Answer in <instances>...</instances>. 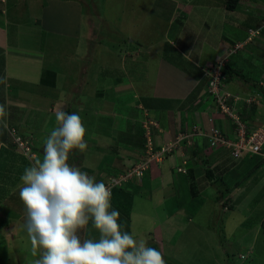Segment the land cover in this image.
<instances>
[{
  "label": "rangeland",
  "instance_id": "1",
  "mask_svg": "<svg viewBox=\"0 0 264 264\" xmlns=\"http://www.w3.org/2000/svg\"><path fill=\"white\" fill-rule=\"evenodd\" d=\"M43 1L45 0H29L31 3L35 2V5L24 17L26 24H21L27 30L24 39L28 41L33 37L36 44L41 39L40 29L29 26L32 22L26 19L41 18L40 3ZM80 1L85 5L88 4V9H85L83 16L84 24L81 27L84 30L83 38L88 40L83 42L79 48L84 54V60L80 53L74 57V54L78 52L74 44L80 45L83 39L80 38L74 44H68L65 43V39L68 38L65 33V37H61L62 35L52 37L56 41V48H54L56 54L50 46L47 50L49 55L47 64L54 69H57L55 65H61L60 72L64 74L73 71L66 88L68 90L63 95L64 100L62 101L67 104L70 100L71 112H76L81 116V103L84 104L86 99L94 97L100 85V73L94 66L103 63L106 67H114L117 61L115 55L110 56L111 51H105L107 48L103 45L112 46L116 39H120L116 37L118 36L116 32L122 33L121 39L127 42L130 33L121 32V30H128V21L137 17L138 28L142 27V23L145 22V29L153 28L151 31L156 34L154 39L159 41L163 37L158 35L161 32L160 29H164L169 20L165 15L164 22L159 17H147L143 22L145 15L153 12V9L150 13L143 10L145 0ZM244 1L247 2L246 6H240L238 13L234 16L235 19H240L235 20L234 23L240 26L239 38H236L237 32L233 33L234 30L232 31L231 28L226 29V33L222 35L233 40L234 43L231 42L233 44L229 53L222 52L220 59L227 56L226 59L229 61L227 64L245 77L240 81L230 82L228 87L235 97L242 98L239 106L240 111H244L248 119L246 122L255 123L257 121L260 126L264 121V114H262V110L264 113V100L258 99L255 102L256 96L250 94V91L254 84L259 85L264 91V30L262 29L264 25H261V20H264V0ZM58 15L63 17V14ZM197 18L196 15L194 18L193 15L179 14L175 20L178 19L177 24L182 21L187 26L189 35L198 34L195 42L197 47L198 43L199 47L203 44L200 41L208 39V36L202 35L203 32L205 34L211 31L208 39L210 45L204 47L206 49L203 54L205 62L203 64L206 65V62L214 57V51L211 48L219 44L222 36L220 34L221 25L217 21L211 23V21H199ZM14 20L16 23L21 21ZM242 31L246 32L244 40H240ZM259 31L260 33H257ZM92 32L93 35L90 37L89 34ZM233 35L235 38H232ZM149 39L151 40V37ZM100 41H103V44H100ZM119 44L121 50L125 44L130 45V43L124 44L121 41ZM250 50L254 52L252 55ZM231 51L232 54H230ZM247 51L248 54H246ZM50 56L56 57V61H51ZM253 57L260 63H253ZM87 62L90 66L83 75L82 70ZM219 63L220 60L212 66L203 67L202 74L204 69L208 70ZM257 65H260V69ZM121 71L122 69L113 77L120 76V73L123 74ZM112 96L113 93L109 92L108 97ZM205 96L208 98L207 94ZM105 104L108 110L113 107L108 99ZM254 104L255 106L251 107ZM247 106L250 109H247ZM253 108H257V111ZM115 114L117 117L115 126L113 123L112 128L109 122H104V125L97 122L93 127L83 122L87 130L86 140L89 147L84 153L77 151L70 157L71 164L88 172L90 176H94L97 182L103 181L105 184L115 175L118 176L131 169L137 162L138 156L141 158L145 156L144 148L151 140V134L146 133L149 127L145 131L134 122L126 124L128 116L126 111H122L121 115H117L116 111ZM81 118L84 119L82 116ZM37 120L39 121L38 118ZM224 121H227L226 117L219 114L215 117V124L227 131L230 127L222 125ZM107 124L110 126L108 129L105 126ZM114 129H119V132ZM14 131H10L11 135L19 136ZM102 136L106 138H101ZM160 144L163 145V143ZM15 146L17 149L16 144ZM33 151L31 146L30 155ZM27 155L30 157L29 153ZM204 156H211V154L207 152ZM171 161L158 164L161 168L153 166L149 170L145 186L143 183L126 185L124 186V188L127 187L125 190H128L126 193L120 194L117 191L112 197L113 207L120 212L121 222L126 225L127 230L135 233L137 238L148 241L149 246L158 249L163 254L166 264H264L263 158L245 155L241 160H235L228 153V155L223 154L210 160L215 178L222 180L218 183H214L207 177L206 167L200 163L192 164L190 174L181 176L176 173L173 166L177 162H174L173 158ZM22 163L24 162L21 161ZM124 164L127 167H124ZM13 165H15L14 161L1 165L3 171L10 170L12 166L10 170L12 173L4 184H0V201L6 202L9 211L6 212L9 216L6 218L8 220L2 224L4 228L0 227V264H35V260L41 253L39 251L36 255L32 253V245L26 231V209L19 197L20 188L23 187L20 181L22 174L20 173L18 179H15L17 173ZM31 165L26 161L25 166L20 168ZM223 185L228 187L230 192L225 191ZM1 208L3 211L2 204ZM2 214L0 212V216ZM91 235L98 238L99 233L92 229Z\"/></svg>",
  "mask_w": 264,
  "mask_h": 264
},
{
  "label": "crops",
  "instance_id": "2",
  "mask_svg": "<svg viewBox=\"0 0 264 264\" xmlns=\"http://www.w3.org/2000/svg\"><path fill=\"white\" fill-rule=\"evenodd\" d=\"M227 2L228 0H145L143 10L150 13L153 9V12L146 14L143 22L147 17H159L164 22L165 15L169 20L166 27L160 29L161 32L158 34L163 37L159 41L154 39L156 34L152 33L153 28L145 29V22L138 28L137 17L128 21L130 27L128 30H121L130 33L127 42L121 39L122 33L116 32L118 35L116 37L120 39H116L112 46L103 45L107 48L105 51L110 50V56L114 54L117 61L114 67H106L103 63L93 65L100 73V85L94 97L86 99L84 104L81 103L83 122L91 124L92 127L97 122L103 125L104 122H109L112 128L113 123L115 126L116 111L117 115L126 111L128 116L125 123L134 122L145 131L149 127L146 133L151 134V141L155 146L169 141L182 131H191L196 126L205 131L217 126L215 117L218 113L209 107L210 100L205 96L206 80L202 68L227 58L226 56L220 59V55L222 52L229 53L234 41L222 34L226 33L227 28H231L232 31L234 30L233 33L237 32L236 38H239L241 29L234 23L235 20L240 19H235L234 16L240 6L247 4L246 1L241 0L236 10L230 11L226 8ZM34 3L29 0H0V184H4L12 173L10 172L12 166L10 170L3 171L1 165L14 161L13 167L17 173L15 179H18V175L23 174L25 169L20 167H24L26 161L34 164L36 160L43 158L44 140L57 126L55 112L68 110L67 112L71 113L72 111L70 100L67 104L62 100L68 90L66 88L73 71L64 74L60 72L61 65H55L57 69H54L47 64L49 57L47 50L50 46L56 54L54 50L56 41L52 37L56 35L65 37L66 33L68 38L65 39V43L68 44L83 39L80 45L74 44L75 50L78 49L74 57L80 53L82 60L84 54L79 48L88 40L83 38L84 30L81 28L84 24L85 9H88L87 3L85 5L80 0H45L40 3L41 18L26 19L32 22L29 26L40 29V42L36 44L33 37L28 42L24 39L27 30L21 24H26L24 17L34 8ZM58 14H63V17ZM179 14L193 15L194 18L196 15L199 21L220 23L222 36L219 44L211 48L214 57L206 62V65L203 64L205 63L203 54L206 49L204 47L210 45L208 39L211 31L205 34L203 32L202 35L208 36V39L200 41L203 44L199 47L198 43L197 47L195 42L198 34L189 35L187 26L182 21L177 24L178 19L175 20V17ZM14 19L21 20L20 24L14 22ZM148 33L151 35H147ZM89 35L92 37L93 32ZM241 36L240 40H244L246 32L244 31ZM232 38H235L234 35ZM120 41L130 45L125 44L121 50ZM100 44H103V41H100ZM120 50L121 53L118 54ZM250 51L252 55L254 52ZM248 53L247 51L246 54ZM56 59L51 57L50 60L56 61ZM253 59V63H260L255 57ZM69 61L71 62L70 56ZM89 66L87 62L82 70L83 75ZM257 66L260 69V65ZM121 69L123 74L113 77ZM109 92L113 93L111 98L108 97ZM107 99L113 104L111 110H108L105 104ZM222 125L229 126L227 132H231L232 123L224 121ZM105 126L107 129L110 127L108 124ZM11 130H15L17 134L30 141L34 150L31 155L29 154L30 157L17 151ZM114 130L119 132V129ZM199 143L204 144L202 140H199ZM172 158L177 162L176 165L173 164L176 167L181 161L180 154L177 153ZM172 158H168L167 161L172 162ZM21 161L24 163L21 164ZM157 168H161V165H157ZM1 204L4 207L3 211ZM0 212L3 213L0 216L2 221L0 227L4 228L2 224H5L4 221L6 222L8 220L6 218L9 217L6 214L9 211L5 201H0Z\"/></svg>",
  "mask_w": 264,
  "mask_h": 264
},
{
  "label": "clouds",
  "instance_id": "3",
  "mask_svg": "<svg viewBox=\"0 0 264 264\" xmlns=\"http://www.w3.org/2000/svg\"><path fill=\"white\" fill-rule=\"evenodd\" d=\"M54 115L57 126L44 140L43 158L20 177L27 236L33 255L41 253L35 264H166L158 249L127 230L105 183L70 163L89 147L81 116Z\"/></svg>",
  "mask_w": 264,
  "mask_h": 264
},
{
  "label": "built area",
  "instance_id": "4",
  "mask_svg": "<svg viewBox=\"0 0 264 264\" xmlns=\"http://www.w3.org/2000/svg\"><path fill=\"white\" fill-rule=\"evenodd\" d=\"M228 63L227 59L220 61L215 67L204 69V79L206 80V92L211 96L220 108L221 115H228L232 121L231 132L213 126L210 131L202 130L201 127H193L191 131H182L176 137L165 141L161 146H155L151 140L146 146V155L141 161L133 164L132 168L118 176L112 177L105 185L113 193L115 188L124 187L130 183L142 184L146 173L153 165L161 164L167 157L172 158L177 153L180 154L181 161L176 166L178 173H188V162L192 156L188 152L193 148L203 149L204 152L212 150H226L235 160H241L245 155L260 156L264 160V121L258 126L255 123H248L241 118L239 113V102L242 98H237L228 90L229 82L225 78L224 69ZM256 96L255 102L259 99ZM255 106L252 105L251 107ZM243 109V108H242ZM15 132V131H14ZM14 135L13 140L17 149L24 155L31 152L30 142L25 141L21 136ZM199 140L204 142L203 145ZM27 153V154H26Z\"/></svg>",
  "mask_w": 264,
  "mask_h": 264
},
{
  "label": "trees",
  "instance_id": "5",
  "mask_svg": "<svg viewBox=\"0 0 264 264\" xmlns=\"http://www.w3.org/2000/svg\"><path fill=\"white\" fill-rule=\"evenodd\" d=\"M241 0H228V2H227V6H226V8L228 9V10H230V11H235L237 8H238V5H239V2H240ZM264 23V20H261V25ZM224 75H225V78L227 79V81L230 83V82H237V81H240L241 79H243V78H245L243 75H242V73L241 72H239V71H236V70H233L232 68H231V65L229 66V64H227L226 65V67H225V69H224ZM203 77H204V73H203ZM205 80V79H204ZM244 80H246L247 82H250L249 80H247V79H244ZM229 88V87H228ZM207 90V89H206ZM229 90H230V88H229ZM250 92H252V93H255V94H257L258 95V97H259V99H261V100H264V91H263V88H261L259 85H256V84H254V86L252 85V87H251V91ZM207 96H208V94H207ZM208 100H210L209 101V107H211V109H213V111H215V112H217L219 115H221V113H220V108H219V106L215 103V101H214V99L211 97V96H208ZM213 106V107H212ZM208 107V106H207ZM258 108V107H257ZM257 108H253L255 111H257ZM67 109H69V108H67ZM244 109V108H243ZM247 109H250V107L249 106H247ZM244 111H239V113H240V115H241V118L244 120V121H247L248 119L245 117V115H244V113H243ZM262 114H264L263 113V110H262ZM221 116H223V115H221ZM223 117H226V119H227V121H229V118H228V116H223ZM232 123V122H231ZM221 124V123H220ZM216 125V124H215ZM218 127H220V126H218ZM221 128V127H220ZM177 135V134H176ZM176 137V136H175ZM22 138L26 141V139H25V137H23L22 136ZM31 145V144H30ZM32 146V145H31ZM144 150L146 151V148H144ZM18 151V150H17ZM203 149H200V148H197V149H195V148H193V149H191L189 152H188V156L189 155H191L192 156V159H190L189 160V162H188V165H187V168H188V173L187 174H183V173H178L177 172V168L176 167H174V169H175V171H176V173L177 174H179V175H181V176H186V175H188V174H190V170H192L191 168H192V164H194V163H200V164H202L203 166H205L206 167V175H207V177L210 179V180H212L214 183L215 182H222V180H220V179H218V178H215V176H214V173H213V171L211 170V165H210V160H212V159H216V158H218L219 156H221V155H223V154H225V155H228V151H226V150H219V151H216V152H213V153H210L211 154V156H204V154L206 155V153H207V151H205L204 153H203ZM208 152H212V150H209L208 149ZM141 156H138L137 157V162L136 163H138V162H140L141 161ZM168 160V157L164 160L165 162ZM199 160L201 161V162H199ZM164 161H163V163H164ZM193 161V162H192ZM264 161V160H263ZM162 163V164H163ZM135 164V163H134ZM124 167H127V166H125V164H124ZM153 167V166H152ZM190 168V169H189ZM152 169V168H151ZM126 172V171H125ZM149 172L150 171H148L147 173H146V175H145V179H144V182H143V185L145 186V184L147 183V180H148V178H147V175L149 174ZM116 176V175H115ZM130 184H134V183H130ZM129 184V185H130ZM134 185H136V184H134ZM223 186H225V185H223ZM130 187H134V186H130ZM125 188H127V187H125ZM125 188L124 187H117V188H115V190L113 191V194H112V197L114 196V194L118 191L120 194H123V193H126V191H128V190H125ZM225 191H227V192H230V189L228 188V187H226L225 186V189H224Z\"/></svg>",
  "mask_w": 264,
  "mask_h": 264
},
{
  "label": "bare ground",
  "instance_id": "6",
  "mask_svg": "<svg viewBox=\"0 0 264 264\" xmlns=\"http://www.w3.org/2000/svg\"><path fill=\"white\" fill-rule=\"evenodd\" d=\"M229 85V84H228ZM228 90H229V88H228ZM230 91V90H229ZM231 92V91H230ZM213 107V106H212ZM224 116H228V115H224ZM229 122L231 123L232 121L229 119ZM209 153H211V152H209ZM163 163V162H162ZM161 163V164H162Z\"/></svg>",
  "mask_w": 264,
  "mask_h": 264
}]
</instances>
